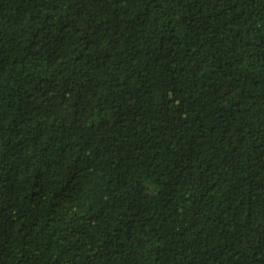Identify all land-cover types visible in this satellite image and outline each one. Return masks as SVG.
I'll return each instance as SVG.
<instances>
[{
	"label": "trees",
	"instance_id": "trees-1",
	"mask_svg": "<svg viewBox=\"0 0 264 264\" xmlns=\"http://www.w3.org/2000/svg\"><path fill=\"white\" fill-rule=\"evenodd\" d=\"M0 264H264V0H0Z\"/></svg>",
	"mask_w": 264,
	"mask_h": 264
}]
</instances>
